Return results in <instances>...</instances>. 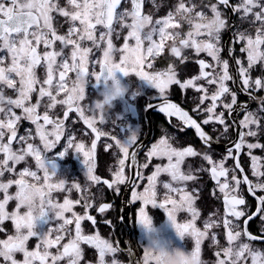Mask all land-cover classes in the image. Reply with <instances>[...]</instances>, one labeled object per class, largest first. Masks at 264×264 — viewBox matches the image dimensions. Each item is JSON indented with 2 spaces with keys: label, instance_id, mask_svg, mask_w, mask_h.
<instances>
[{
  "label": "snow or ice",
  "instance_id": "1",
  "mask_svg": "<svg viewBox=\"0 0 264 264\" xmlns=\"http://www.w3.org/2000/svg\"><path fill=\"white\" fill-rule=\"evenodd\" d=\"M147 2L66 0L62 5L61 0H24L23 4L21 0H0V235L4 237L0 238V259L3 264H82L84 246L95 250L96 264H123L117 256L125 250L118 241L114 243L101 235L97 217L91 214L92 209L102 215L113 209L111 202L96 205L92 188L101 185L116 195L121 186H131V200L141 205L136 221L146 228L150 229L147 206L163 209L176 234L193 242L191 251L178 253L182 264H208L202 258V246L209 240L210 246L216 248L214 264H264V248L256 243H264V234H253L248 227L254 219L264 222V157L253 154V150H264V143L258 139L264 132V95H260L264 93V0H175L166 14L159 17L144 11ZM150 2L159 11L161 5L157 0ZM226 9L238 17L239 24L232 22ZM65 25L66 30L61 32ZM225 33H231L227 42L223 40ZM121 38L123 43L117 46L115 41ZM237 46L240 55L236 54ZM97 52L101 55L94 59ZM165 56L169 58L166 66L156 68L155 62ZM189 63H195L198 71L181 79L180 69H186ZM40 69L45 73L43 79ZM258 69L260 74L254 75ZM117 72L125 77L135 75L150 85L155 90L154 99L160 102L148 103L145 110L157 109L168 118L169 124L175 118L179 121V133L194 130L206 150L198 151L191 144L177 146L179 136L165 131L145 152L146 162L140 163L139 148L132 150L138 144V135L133 132L123 142L111 137L120 153L115 170H110L111 179L97 174L98 141L107 134L96 127V110L92 105H88L87 111L84 109V85L90 77L97 82L103 78L104 82L116 85L115 95H121ZM71 73L75 74L74 79H70ZM237 80L239 91L257 103L256 109L247 101H240L238 91L232 86ZM173 86L178 87L183 97H187L189 90L198 93V97L192 98L198 99V103L186 110L171 99ZM111 98L105 94L106 100ZM60 106L62 116H54ZM238 109L242 110V118L238 121L236 139L217 159L212 145L220 137L214 138L207 126H220L221 135L228 134L232 123H236ZM71 113L94 134L90 147L68 134L66 125ZM22 121L29 122L34 131L28 128L21 134ZM99 123L103 124L100 120ZM216 130L212 128L213 132ZM66 134L67 142L58 155L64 157L69 149L82 155L86 169L84 185L74 182L69 187L64 179L54 180L55 172L49 174L45 166L44 155L61 144ZM111 147L109 144L104 150L110 151ZM245 150L254 179L240 163ZM197 157L206 166L194 168L188 164L186 170L188 159ZM29 158L35 162V170L29 166L18 168L21 163L27 164ZM154 159L161 163H156L151 174L145 176L141 169H148ZM229 160L234 162V167L227 166ZM198 173L209 175L215 185L210 195L220 199L223 206L222 217L219 209L210 212L202 228L197 224L202 215L197 206L200 189L188 188L190 182L200 179ZM162 176L169 179L162 181ZM145 180L139 190L138 181ZM29 185L42 188L49 204L59 210L54 228L36 230L24 202ZM161 185L165 190L162 200L159 199ZM73 189L80 194L79 199L69 196L62 202L54 199V193H70ZM248 197L254 205H249ZM12 204L14 207L10 208ZM76 207H82L83 213H77ZM179 213H187L190 219L179 222ZM45 217L46 213L42 212L40 220ZM7 222L12 225L11 233L4 227ZM85 222H90L92 234L85 233ZM102 222L110 228L113 226L110 219ZM221 227L224 245L215 231ZM31 240L36 244L30 248ZM126 251L131 254L130 249ZM153 262L156 264L154 254L145 249L143 264Z\"/></svg>",
  "mask_w": 264,
  "mask_h": 264
},
{
  "label": "flooded vegetation",
  "instance_id": "2",
  "mask_svg": "<svg viewBox=\"0 0 264 264\" xmlns=\"http://www.w3.org/2000/svg\"><path fill=\"white\" fill-rule=\"evenodd\" d=\"M175 0H157V3L161 5L159 11H156L149 0L146 3L144 11L146 13H153L156 17L165 15L169 8L174 4ZM233 2H237V0H233ZM61 4H66V0H61ZM130 6V5H128ZM71 10V9H70ZM226 13L231 18L234 24H239L238 17L231 13L230 9L225 10ZM247 27V25H245ZM67 28V25L64 28H61L60 31L64 32ZM124 31V34H126ZM231 36V33H225L223 36V40L227 42ZM117 46L122 45L123 41L122 38L118 41H115ZM57 47L59 45L57 44ZM238 47H236V54L240 55L238 52ZM101 53L97 52L94 59H98ZM226 55V53H225ZM168 57L165 56L157 60L156 68H163L166 66L168 62ZM210 59V58H209ZM91 70V66H90ZM95 70H99V66H95ZM198 71L197 65L195 63H189L186 69H180V76L181 79L195 74ZM235 74V73H234ZM255 74H260L259 69ZM39 75L41 79L44 78V70H39ZM116 79L122 84L131 83V86L128 89V93L121 95L120 97L114 99L112 104L114 107L112 108L111 112L115 119V124L111 121L106 123H99L97 119L96 127L105 132L107 135L101 137L98 141L97 145V152H98V168L97 174L101 177L111 179V172L109 166L113 163V160H117L120 158V153L116 148L114 140L111 137H120L123 138L124 135L130 132L138 133V144L132 149L136 150L139 148V162L144 163L146 162L145 152L154 143L159 137L167 131L169 134H176L179 136V143L177 146H183L187 144L193 145L198 151H205L206 149L202 146L201 141L195 136L194 130L188 129L182 133L177 131L179 126V121L175 118H172V123L169 124L168 118L164 116V114L160 113L157 109L152 108L145 110V107L148 103H152L153 105L158 104L160 101L158 99H154L155 90L151 88L150 85L147 83L139 80L135 75H130L129 77L123 76V74L117 72L115 74ZM75 74H70V79H74ZM239 93L240 101L244 102L247 101L249 106L252 109L257 108V103L253 102L248 96L239 91L240 84L238 80L232 85ZM102 89H105V83L103 78L97 82L94 78H89L88 81L85 83V101L82 102L83 105H91L93 100L98 98V94L101 92ZM213 89H210V91ZM139 92L138 95L134 94ZM8 94H12L9 92ZM198 93H195L191 90L187 92V97H183L180 93L178 87L173 86L172 88V95L171 99L174 101L181 103L182 106L186 110H191L196 103H198V99H192L193 97H198ZM260 95H264V93H260ZM60 98H63L61 96ZM35 99V98H34ZM33 99V102H34ZM19 113V110H17ZM43 111V109H41ZM63 107H58L53 115H60L62 116ZM86 115H91V113L86 112ZM195 115V114H194ZM198 120L202 119L200 116H196ZM242 118V110L238 109L237 113L234 117L236 123H232V127L230 131L226 135H221L223 129L220 126H207V130L213 137H220L219 142H213L212 145V152L215 158L219 159L225 154L226 146L233 140L236 139L237 132L239 131L237 125L239 119ZM231 122V121H230ZM67 128L70 130L68 134L75 136L76 142H83L85 143L86 147L91 146V140L94 139V134L91 132L86 125L79 119V117L75 113L70 114V118L67 121ZM215 127L217 130L215 132L212 131V128ZM33 128L27 121H22L21 127L19 129L20 133L23 134L25 129ZM34 131V128H33ZM250 142H255L254 138H249ZM259 141L264 143V132L261 133L259 136ZM112 141V142H111ZM67 142V134L62 139L61 144H59L56 148L50 150L44 155L45 159V166L49 171V174L55 172L54 180L64 179L67 182V185L70 187L72 183L78 182L81 185L86 183L85 177V166L82 164L83 157L75 152V149H69L68 152L65 154L63 158H61L58 153L64 149V146ZM36 143H39L38 139ZM111 144V150L105 151V147ZM116 152V154H114ZM75 153V154H74ZM253 154L259 155L264 157V150L256 149L253 150ZM113 158V159H112ZM240 163L245 168L247 174L251 177V170H250V159L247 155V150L244 151V154L240 156ZM156 163H161V161L153 160L152 165L149 166L148 169H141L144 172L145 176L150 175L151 172L154 170V165ZM188 164H191L194 168H198L202 165H205V162L202 161L199 157L197 158H189L187 163L184 165V168L187 170ZM29 166L33 170H35V162L28 159L27 164L21 163L18 168H23ZM227 166L234 167V162L229 160L227 162ZM116 167V166H115ZM114 171V170H111ZM126 173H128V169L126 168ZM42 176L43 173H40ZM200 179L195 183H189L188 188L191 190L192 188L200 189V199L197 202V206L199 209L202 210V215L198 220L197 224L199 227L202 228L203 220L207 218L210 212H214L215 210L219 209V216L222 217L223 215V206L220 199H213L210 195V190L215 188L214 182L211 181L209 175L207 173H198ZM7 179V176L5 177ZM169 178L167 176H162L161 180L166 181ZM254 179V178H252ZM140 183L139 190H142L143 184L146 183V180ZM95 189V190H94ZM11 191H15L14 187ZM92 192L96 193V205L98 206L101 202H111L113 204V209L108 211L106 215L97 214L95 209L91 210V214L97 217L99 231L104 238L110 239L111 241L119 242L122 251L118 254L117 258L123 262V264H129V261L132 260L134 264L137 261H140V264H143V257H144V250L148 247L153 246V239L156 238L160 244H162L168 251H171L173 248L179 250H187L191 251L193 247V242L190 238L181 239L172 228L171 223L168 221L167 216L163 209L160 208H152L150 205L147 206V211L149 212V216L152 218L154 228L151 231H145L142 229L137 221H136V214L139 209L140 202H133L131 200V186H121V191L119 195H116L113 191H109L106 189L105 186L101 185L99 188H93ZM164 192L165 190L162 188V185L159 187V199H164ZM220 194L217 192V196ZM65 196H69V198L75 200L79 199L80 194L77 193L74 189L69 192H57L54 193V199L59 200L60 202L63 201ZM0 198H2V194H0ZM249 205H254V201L251 197H248ZM14 207V204L10 205V208ZM77 213L82 214L83 208L76 207L74 209ZM70 215V214H69ZM103 219H110L112 221V227L103 224ZM190 219V216L187 213H179L178 220L179 222H185ZM47 220V223H45ZM57 221H52L49 217L42 218L37 222L36 230L41 232L45 230L47 227H55ZM84 229L86 234H92L94 229L92 228L90 222L84 223ZM4 227L8 229V232L11 233L13 231L12 225L10 222H7ZM249 229L253 234H264V222L259 221V219H254L249 224ZM219 233V239L221 245H224L225 239L223 235V228L216 229ZM0 238H4L0 235ZM260 247L264 248V243L256 242ZM36 244L35 240H31L29 247H33ZM211 242L206 241L205 244L202 246V258L208 262V264H214L215 257L213 256V252L216 251V248L210 246ZM85 248V259L82 264H96L97 261V254L94 249H90L87 246ZM127 249L131 250V254L126 251ZM18 259L22 257L18 256ZM111 259V258H109ZM0 264H3L2 259H0ZM132 264V262H131ZM154 264V262H153Z\"/></svg>",
  "mask_w": 264,
  "mask_h": 264
},
{
  "label": "clouds",
  "instance_id": "3",
  "mask_svg": "<svg viewBox=\"0 0 264 264\" xmlns=\"http://www.w3.org/2000/svg\"><path fill=\"white\" fill-rule=\"evenodd\" d=\"M21 3L23 4L24 0H21ZM104 83H105V89L101 90V92L98 94V98L93 100L91 105L96 110V119L102 121L103 123L111 121L113 124H115V119L111 112L112 108L114 107V105L112 104V101L120 97L121 95L127 94L128 89L131 86V83L130 82H128V84L119 83V88L122 93L121 95H115L116 85H114L111 81H107ZM106 93L108 96L112 98L106 100L105 99ZM84 109L87 111L88 105H84ZM132 134L133 132H130L124 135L123 138H120V137H117V138L120 139L121 142H123V140L130 137ZM136 134L138 135V133ZM81 162L82 164H84L83 160ZM24 197H25L24 202L32 215L33 224L35 227L37 225V222L40 220L42 212L46 213L49 219H51L52 221H55L59 210L53 205L49 204L48 197L42 188L32 186V185L27 186L25 189ZM148 219L150 221V229L146 228L144 224L138 223V225L142 229H144L146 232L151 231L154 228L152 218L149 216ZM171 226L175 230L172 224ZM152 243H153V246L148 247L146 249H148L151 253L154 254L156 258V264H182V257L181 255L178 254L182 250L173 248L171 251H168L162 244L158 242L156 238L153 239Z\"/></svg>",
  "mask_w": 264,
  "mask_h": 264
},
{
  "label": "rangeland",
  "instance_id": "4",
  "mask_svg": "<svg viewBox=\"0 0 264 264\" xmlns=\"http://www.w3.org/2000/svg\"><path fill=\"white\" fill-rule=\"evenodd\" d=\"M112 142V141H111ZM113 144H115V142L113 143ZM114 154H116V152H114ZM113 159V158H112ZM116 160H113V163L109 166V168L111 169V170H115V166H116ZM93 189V188H92ZM95 190V189H94ZM178 249V248H177ZM132 260H133V258H132Z\"/></svg>",
  "mask_w": 264,
  "mask_h": 264
},
{
  "label": "water",
  "instance_id": "5",
  "mask_svg": "<svg viewBox=\"0 0 264 264\" xmlns=\"http://www.w3.org/2000/svg\"><path fill=\"white\" fill-rule=\"evenodd\" d=\"M132 264H134L133 260H131Z\"/></svg>",
  "mask_w": 264,
  "mask_h": 264
}]
</instances>
